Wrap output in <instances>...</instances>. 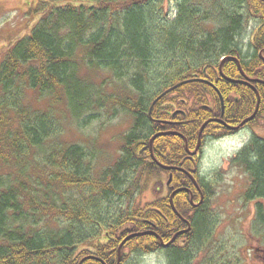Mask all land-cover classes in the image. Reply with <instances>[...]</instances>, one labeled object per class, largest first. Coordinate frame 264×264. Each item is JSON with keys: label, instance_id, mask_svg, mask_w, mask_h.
<instances>
[{"label": "trees", "instance_id": "16d2710c", "mask_svg": "<svg viewBox=\"0 0 264 264\" xmlns=\"http://www.w3.org/2000/svg\"><path fill=\"white\" fill-rule=\"evenodd\" d=\"M168 2L38 0L34 5L37 21L0 60V264H78L91 253L95 257L82 264H102L99 259L116 264L117 247L128 234L163 233L167 228L154 227L161 222L171 228L169 236L163 237L168 240L184 225L170 209L169 196L162 198L161 217L154 210L156 203L137 204L104 228L100 211L110 196L123 193L119 174L138 165H143L146 176L153 169L173 173L175 188L190 187L195 200L199 198L185 173L163 170L149 160L148 142L158 132L177 131L193 150L201 124L220 116L221 100L223 119L230 125L254 112L256 92L224 79L219 66L230 79L241 78L239 63L248 78L264 80V61L258 55L264 49V0H176L173 17ZM247 13L258 22L244 54L237 36ZM94 72L100 82L93 80ZM194 78L200 80L167 93L149 113L163 91ZM112 79L118 82L116 91L105 94L104 87L111 86ZM254 86L260 96L259 109L247 124L264 116V84ZM29 92L37 94L38 100H48L47 108L34 109L25 103ZM105 103L127 111L132 123L123 137L121 158L95 173L82 145L57 140L60 124L53 106L62 104L78 116ZM231 133L212 121L201 137ZM143 146L145 151L140 153ZM152 148L162 164L187 170L196 166L192 157L188 166L184 162L187 151L179 136H159ZM230 162L243 165L251 178L247 198L264 197V141L251 137ZM198 179L205 199H210L209 186ZM189 200L186 190L173 196L177 212L194 218L189 246L166 250L167 264H188L210 236L209 213H193ZM94 240L93 250L78 249ZM127 247L141 256L160 245L152 235L132 237L121 249V263Z\"/></svg>", "mask_w": 264, "mask_h": 264}, {"label": "rangeland", "instance_id": "374dc122", "mask_svg": "<svg viewBox=\"0 0 264 264\" xmlns=\"http://www.w3.org/2000/svg\"><path fill=\"white\" fill-rule=\"evenodd\" d=\"M37 1L0 0V60L8 47L28 34L37 21V15L32 12ZM167 6L170 17H173L176 0H169ZM29 7H31V12H27ZM246 16L244 28L237 36V41L244 54L249 49V45L247 46L249 37L258 22L257 18L251 16L250 13ZM92 76L94 81L100 82L98 73L94 72ZM111 83V86L104 87L105 94L116 91L118 82L112 79ZM121 91H117V94H125ZM25 103L31 104L34 109H46L48 106V100H38L37 94L31 92L27 94ZM105 105L101 109L94 108L78 116L70 114L62 104L53 106L56 108L54 114L60 124L57 140L82 145L90 155V165L95 173H100L104 168L114 165L121 158L120 147L123 137L131 128L132 123L127 111L108 103ZM50 113L52 114L51 111ZM253 136L264 141V116L256 123H250L234 133L220 138L207 137L204 139L199 160V176L205 179L210 175L212 178L208 187L211 211L209 214L214 216L216 223L215 231H210L212 234L210 240L212 244L215 243L212 247L223 249L219 257L214 258L213 263H219L222 260V264H227V261L230 264L231 262L233 264H255L253 246L260 247L264 244V224L259 222L257 225L255 221H251L255 210L254 202L244 200V195L251 185V178L243 165H234L229 161ZM189 151L192 152V150ZM119 177V189L123 193L110 196L108 201L103 202L100 211L104 228H107L110 221L125 214L133 205L139 204L144 207L148 203L157 202V199L162 200L163 197H167L169 191L166 187H169L172 181L171 176L168 185L169 174L157 169L147 171L146 176L143 165L122 172ZM244 180L248 183L246 189V186H243ZM196 183L198 188L195 187L199 189V184ZM101 240L104 241V239ZM96 244L97 241L94 240L90 244H82L78 249L87 247L91 251L93 250L91 246ZM89 255L95 257L92 253ZM164 260L161 255L148 254L144 258L132 256V259L128 261L130 264H167ZM257 264L260 263L257 261Z\"/></svg>", "mask_w": 264, "mask_h": 264}, {"label": "flooded vegetation", "instance_id": "af4514ba", "mask_svg": "<svg viewBox=\"0 0 264 264\" xmlns=\"http://www.w3.org/2000/svg\"><path fill=\"white\" fill-rule=\"evenodd\" d=\"M264 50V49H263ZM261 51V50H260ZM259 51V52H260ZM258 52V53H259ZM263 53H264V51H262V56H263ZM264 58V57H263ZM247 77V76H246ZM236 79H238V80H242V81H244V83H240V84H245V85H248L249 83L244 79V77H242L241 76V78H236ZM248 83V84H247ZM249 86V85H248ZM224 114V110H223V112L221 111V113H220V116L219 117H215V118H212L211 120H213V119H219V118H221L222 120H223V122L224 123H226L225 121H224V119H223V114ZM161 122H166V121H161ZM214 122H216V121H214ZM217 123H220V124H222L221 122H217ZM227 125H230V124H228V123H226ZM232 126H234V125H232ZM246 126V125H245ZM143 147H145L146 148V146H143ZM145 148L144 149H142V152L143 151H145ZM149 150V149H148ZM194 150V149H193ZM192 150V151H193ZM149 152V151H148ZM189 151H187V154H186V156H184V162L187 164V166H188V164L189 163H191L192 161V159H190L191 157L194 159V161L195 160H197L196 161V163H195V165L196 166H192L191 168H190V170L188 169L187 170V168L185 169V170H187L191 175H192V177L195 179V181L196 182H198V184H199V189H196V187H195V185L193 184V182H192V180H191V182H192V185H193V187L197 190V193L199 194V198L197 199V200H195V195H196V193L190 188V187H184V186H182V187H179V188H186L187 190L186 191H188L189 192V194H190V198L192 197V202H191V199L189 200V202L191 203V206L194 208L193 209V213H196V212H206L207 211V213H210L211 211H210V203H209V200L210 199H205V189L201 186V182H199V179L198 178H200V179H202L200 176H199V160H200V150L199 151H197L196 152V154H189L188 153ZM233 157H235V156H233ZM232 157V158H233ZM151 159V161H152V158H151V155H150V152H149V160ZM230 161V160H229ZM184 162H182V163H184ZM177 168H182L183 169V167L182 166H180V165H175ZM179 171V170H178ZM170 173V172H169ZM168 173V174H169ZM247 173V172H246ZM194 174L197 176V178L194 176ZM172 176H173V173H172ZM248 176H249V174H248ZM202 181L204 182V184L206 185H210V183H211V181H212V178L210 177V175H209V177L208 178H205V179H202ZM251 183V182H250ZM248 183H247V180H244V185L243 186H246ZM167 188V190L169 191V195L168 196H170V194L172 193V191L173 190H175V189H177V188H175L174 186H173V184H171L170 183V186L169 187H166ZM247 188V186L245 187V189ZM209 189V188H208ZM249 191V188H248V190L246 191V193H245V195H244V200H245V202H254V205H255V210H254V213H253V215L251 216V221L252 222H256L257 223V225H258V223L259 222H261L262 220H264V197H253V198H251V199H248L247 198V192ZM157 202H155L156 203V206H154V210H156L157 211V214H158V216L159 217H161V213L163 212V210H162V208H161V206H163V204H165V201H163V200H160V199H157L156 200ZM174 203V202H173ZM168 204H169V207H170V209L172 210V208H171V203H170V200L168 199ZM175 206V205H174ZM209 216L210 217H207L208 219H210L211 220V222L208 224V230H210L211 232H213V231H215L214 229H215V223H216V221H215V219H214V216L211 214H209ZM193 218L194 217H192V216H189V218H184L185 219V221L184 220H182V222L184 223V225L182 224V227H180V229L179 230H177L175 233H173V235H172V237L176 234V233H179L177 236H176V238L174 239V241L173 242H171V243H168L170 240H171V238H169L168 240H164V238L163 237H167V236H169V234H170V229L171 228H169V225L168 224H163V223H161V222H159V224L160 225H162V226H160L159 224H157V225H155L154 227H156L157 229L159 228V229H161V228H167V230L165 231V232H163V233H161V231H158L157 233L155 232V234H156V238H157V242H158V244L160 245V247L158 248V249H155L153 252H149V253H146V254H144V253H142L141 254V257L142 258H144L146 255H148V254H158V255H161L165 260H166V258H165V251L166 250H168V249H173V248H179V249H184V248H187L188 246H189V240H190V237H191V235H192V229H193V224H192V220H193ZM154 224V223H153ZM153 224H151V225H153ZM187 228H189V230L188 231H185L184 232V230H186ZM163 230V229H162ZM183 231V232H182ZM211 232H210V235H211V237L209 236V238L208 239H206L205 240V242H204V244H203V246H202V249L200 250V251H198L195 255L196 256H194L193 258H190V260L188 261V264H190L191 263V261H192V264H222V260L219 262V263H213L212 261L214 260V258L216 257V254H218L216 251H220V253H219V255L222 253V251H223V249L222 248H220V249H216L215 247H212V245L214 246L215 245V243L214 244H212L211 242V240H210V238H212V234H211ZM109 234L107 233V235L106 236H108ZM147 235H150V234H147ZM152 236H154V235H152ZM107 238V237H106ZM178 238V239H177ZM124 239V238H123ZM122 239V240H123ZM160 239L162 240V242L163 243H161V241H160ZM177 239V241L175 242V240ZM128 241V240H127ZM120 243V242H119ZM126 243V242H125ZM124 243V244H125ZM123 244V245H124ZM263 246H253V252H254V257H256L255 259H256V261L254 262L255 264H257V261L260 263V264H264V244H262ZM218 246V245H217ZM216 246V247H217ZM219 247V246H218ZM249 249H250V247H249ZM122 254L124 255V257H126L125 259H124V261L121 263V260H123V258H121V260H120V264H130L129 263V259H132V256H135V252H131L130 250H129V248L127 247V248H125V250H124V252H122ZM219 256H217L216 258H218ZM164 260V261H165ZM227 260H229V259H227ZM231 260H233V259H231ZM166 262V261H165ZM232 264H233V262H231ZM223 264H225V263H223ZM227 264H230V262H228L227 261Z\"/></svg>", "mask_w": 264, "mask_h": 264}, {"label": "water", "instance_id": "95a60500", "mask_svg": "<svg viewBox=\"0 0 264 264\" xmlns=\"http://www.w3.org/2000/svg\"><path fill=\"white\" fill-rule=\"evenodd\" d=\"M262 51H263V50H262ZM262 51L259 52L260 57L262 56ZM219 70H220V73H221L222 77L225 78L226 80H228V81H230V82L244 83V81H242V80L234 81V80H232V79H230V78H227L225 75H223V73H222V71H221V66L219 67ZM244 79H245L247 82L250 81L247 77H244ZM197 80H200V79H197V78H196V79H188V80H184V81H181V82H179V83H177V84H175V85H173V86L167 88L165 91H163L159 96H157V97L153 100V102L151 103V106H150V110H149V111H151V109H152V107L154 106V104H155V103H156L161 97H163L164 95H166L167 93H170L171 91H173V90L176 89L177 87H179V86H181V85H183V84H185V83H187V82L197 81ZM262 82L264 83V81H262ZM247 84H248V83H247ZM248 85L251 86L250 84H248ZM251 87H252V86H251ZM252 88H253V87H252ZM253 89H254V88H253ZM254 90H255V89H254ZM256 95H257V102H256V106H255L254 112H253L250 116H248V117H246L245 119H243L238 125H236V126L227 125L226 123L223 122V120H222L221 118H219V119H213V120H215V121H217V122H221L223 125H225V126H226L228 129H230V130H236V129L240 128V127L243 126L245 123H247V122L253 120L254 117H255L256 114H257V111H258V109H259L260 96H259V94H258L257 92H256ZM222 112H223V111H222ZM222 114H223V113H222ZM206 123H207V122H205V123L202 125V127L200 128V131H199V133H198V137H199V139H200V136H201L202 130H203L204 126L206 125ZM168 134H178V133L169 132V131H168V132H158V133L154 134V135L149 139L148 146H149V152H150V155H151L152 161H154L159 167H161V168L164 169V170H175V169H178V170H180V171L186 173V174L188 175V177L192 180L193 184L198 188L195 179H194V178L192 177V175H191L190 173H188L186 170H184V169H182V168H177V167H174V166L163 165V164L159 163V162L157 161V159L155 158V156H154V154H153V150H152L153 141H154L157 137H159V136H162V135H168ZM197 149H198V146L193 150V152H189V153H190V154H196ZM187 151H189V150L187 149ZM170 181H171V174H169V179H168V181H167V184H168V185H169ZM181 190H187V189H186V188H179V189L174 190V191L172 192L171 196H170V203H171V207H172L173 211L176 213V215H177L180 219H182V220L185 221V219H184V218H183V217L177 212V210H176V208H175V206L173 205V202H172L173 194H174L175 192H178V191H181ZM191 201H192V197H191ZM188 230H189V228H187L186 230H184V232H185V231H188ZM182 232H183V231H182ZM147 234H150V235H154V236H156V234H155L154 231H145V232L131 233V234H129L127 237H125V238L120 242V244H119V246H118V248H117L118 259H117V263H116V264H120V251H121V248H122L123 244H124L128 239H130V238H132V237H135V236H138V235H147ZM178 234H179V233H176V234L171 238V240H170L168 243L173 242L174 239L176 238V236H177ZM160 241H161V243H163L161 239H160ZM87 258H94V257H92V256L84 257V258H82V259L79 261L78 264H82V262H83L84 260H86ZM100 261H101V260H100ZM101 263L104 264L103 261H101Z\"/></svg>", "mask_w": 264, "mask_h": 264}, {"label": "bare ground", "instance_id": "6f19581e", "mask_svg": "<svg viewBox=\"0 0 264 264\" xmlns=\"http://www.w3.org/2000/svg\"><path fill=\"white\" fill-rule=\"evenodd\" d=\"M224 59H226V58H224V57L221 58V62H222ZM234 60H236V58H235ZM237 63H238V61H237ZM238 68H239L240 75H241L242 77H246V74L243 72V70H242V68H241V66H240L239 63H238ZM247 78H248V77H247ZM231 79H232V78H231ZM248 79L250 80V81H248V83H249V84H250L255 90H254L251 86H250V87H251L255 92L258 93L256 87L254 86V83L264 84V83L262 82V81H264V80H263V79H259V78H250V77H249ZM232 80L237 81L238 79H232ZM232 83H237V82H232ZM238 84H240V83H238ZM258 94H259V93H258ZM205 122H207V123H206V125L204 126V128H205L209 123H212V120H211V119H208V120L204 121V122L201 124L200 128L202 127V125H203ZM200 128H199V130H198V133H199V131H200ZM204 128H203V130H204ZM203 130H202V133H203ZM169 132L178 133V134H168V135H175V136H179V137L183 138V140L185 141V147L188 148L187 139H186V137H185L183 134H181L180 132H177V131H169ZM202 133H201V136H202ZM201 136H200V139H199L198 134H197V143H196V145H195V147H194V148H196V147L198 146L197 151L200 150V154H201V150H202L203 145H204V139L207 138V137H204V139H203ZM210 138H211V137H210Z\"/></svg>", "mask_w": 264, "mask_h": 264}]
</instances>
